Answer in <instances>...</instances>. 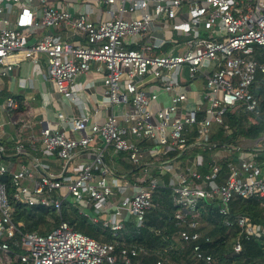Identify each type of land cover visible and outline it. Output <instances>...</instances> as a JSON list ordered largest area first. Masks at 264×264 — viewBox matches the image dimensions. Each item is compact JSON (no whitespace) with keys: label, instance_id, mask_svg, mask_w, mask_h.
Segmentation results:
<instances>
[{"label":"built area","instance_id":"2783aa9c","mask_svg":"<svg viewBox=\"0 0 264 264\" xmlns=\"http://www.w3.org/2000/svg\"><path fill=\"white\" fill-rule=\"evenodd\" d=\"M91 1L105 6L109 18L93 21L89 3L74 17L47 0H0V15L22 5L14 27L1 20L0 66L11 69L9 58L15 55L34 65L46 58L58 93L81 113L67 121L78 137L49 127L43 130L42 154L62 160L60 175L36 178L38 169H49L41 159L19 172L0 162V264H144V249L126 243L120 246L118 240L128 224L136 230L144 227L159 186H168L175 195L180 207L174 215L175 236L186 244L201 236L191 232L198 227L200 200L218 201L221 214L227 216L234 197L264 198V163L258 160L259 155L264 157V137L251 147L249 157L239 155L229 164L223 182L220 161L238 149L218 152L206 174L196 165L185 166L179 158V153L192 147L188 137L193 127L197 133L194 146L205 147L213 125H225L230 132L226 124L230 114H250L253 124L264 116L253 91L264 85L257 81L258 73L264 75V0ZM62 26H70L87 44L62 40L52 31ZM40 29L47 32L30 44ZM94 64L104 71L106 93L100 106L113 110L103 122L86 113L77 86V79ZM198 80H202L200 88L195 85ZM5 108L15 112L18 100L8 98ZM115 108L119 110L114 112ZM99 140L114 155H124L135 168L133 180L105 165L100 151L92 147ZM16 148L25 153L23 144ZM79 150L88 158L73 164ZM64 192L83 215L93 210L96 216L89 215L90 221L101 224L115 240L98 241L66 222L46 235L20 229L16 204L41 205L60 213L67 199ZM237 226L246 239L264 235V226L244 216L238 217ZM241 246L237 240L235 251ZM199 251L195 248V258L211 264L212 256ZM155 264L180 263L160 258Z\"/></svg>","mask_w":264,"mask_h":264},{"label":"trees","instance_id":"16d2710c","mask_svg":"<svg viewBox=\"0 0 264 264\" xmlns=\"http://www.w3.org/2000/svg\"><path fill=\"white\" fill-rule=\"evenodd\" d=\"M166 46L164 50H168ZM257 81L264 82V75L258 73ZM264 84V83H263ZM253 91L260 99V110L264 112V85H258ZM250 114H230L226 118L230 132L225 125L215 124L211 129L208 146H194L197 133L195 127L188 137V145L192 146L187 151L179 153L185 166L196 165L197 169L206 174L210 170L215 155L229 147L236 150L231 158L220 161L222 178L229 175V164L236 162L243 151L250 152L254 148L245 147L246 141H258L264 137V116L257 124L249 121ZM176 154L172 155L175 156ZM264 163V157L258 156ZM0 162L3 160L0 158ZM123 164V163H122ZM126 165V164H124ZM135 169L133 166L126 168ZM135 171V170H134ZM167 181L166 177H162ZM8 186L9 178L6 180ZM218 201L207 203L200 200L197 210L200 213L198 227L191 230L198 232L199 240L186 244L177 240L175 234L177 223L174 218L180 207L176 204L175 195L168 186H159L153 197V207L148 212L146 223L140 230L128 224V229L123 238H119L120 246L123 243L144 249L147 255L143 256L144 264H155L160 258L168 263L180 264H207L204 260H197L194 252L205 256H212L211 264H264V235L259 238L246 239L240 234L241 228L237 226L239 216L246 217L250 223L264 226V198L234 197L229 203L230 212L227 216L221 214ZM15 221L23 232H38L46 235L57 228L61 222L68 223L76 231L90 236L98 241L113 242L115 239L111 232L103 229L101 224H94L88 217L80 213V208L72 200L65 199L60 213L50 207L25 206L16 204ZM227 223L232 224L228 226ZM237 240L241 242V250L235 251ZM13 264H22L16 261Z\"/></svg>","mask_w":264,"mask_h":264},{"label":"crops","instance_id":"0c3cea01","mask_svg":"<svg viewBox=\"0 0 264 264\" xmlns=\"http://www.w3.org/2000/svg\"><path fill=\"white\" fill-rule=\"evenodd\" d=\"M49 5L60 10H66L74 17L79 11H83L86 3L90 4V18L93 21L109 18L107 8L91 0H47ZM38 5V1L36 2ZM22 5L14 6L13 10L0 15L1 20H7L8 27L15 26V20ZM41 17V12L39 13ZM58 34L62 40L74 45H86L84 37L75 34L70 26H62L52 30ZM47 30H38L30 39L34 43ZM9 63L13 64L11 69L0 66V158L12 172H19L23 166L31 167L35 159H41L49 165L48 170L38 169L35 177L52 173L60 175L63 171L64 163L59 159H47L42 154L41 137L46 127L58 129L66 132L69 136L78 137L72 134L67 121L72 117L81 115L77 106L70 104L57 91L49 76V69L46 58H42L40 64L34 65L23 61L20 55L9 58ZM15 64V65H14ZM98 65L94 64L91 70L77 79V86L86 104V113L95 115V120L103 122L112 113L111 108L101 105V100L105 96L106 88L103 77L104 71L97 70ZM15 98L19 102V109L15 112L8 111L5 106L8 98ZM99 110L96 114L95 110ZM119 109L115 108L114 112ZM23 144L25 153H18L17 146ZM96 151H100L105 165L118 175H128L130 180L134 179L132 168L127 167L124 155H114L110 146L99 140L92 146ZM77 159L73 164L80 163L87 157L86 152L79 150ZM123 163V164H122ZM126 164V165H124ZM129 166V165H128ZM71 175L73 173H70ZM117 174V173H116ZM63 196L68 194L64 192ZM67 199L71 200L70 196ZM96 216L93 210H88V217ZM120 215L127 219L125 211L121 210ZM90 219V218H89Z\"/></svg>","mask_w":264,"mask_h":264},{"label":"rangeland","instance_id":"374dc122","mask_svg":"<svg viewBox=\"0 0 264 264\" xmlns=\"http://www.w3.org/2000/svg\"><path fill=\"white\" fill-rule=\"evenodd\" d=\"M30 43V42H29ZM31 44V43H30ZM195 85L197 86V87H201V85H202V80H198L196 83H195ZM254 144H256V141H246L245 143H244V146L245 147H249V148H251L252 146H254ZM251 155V153L250 152H246V151H243L242 153H241V156H242V158H247V157H249ZM117 174H119V172H117V171H115ZM108 231V230H107Z\"/></svg>","mask_w":264,"mask_h":264}]
</instances>
